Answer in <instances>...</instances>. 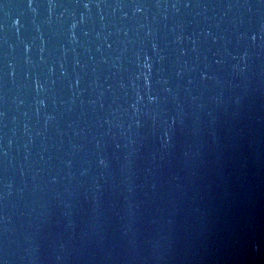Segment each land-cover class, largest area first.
<instances>
[{"label":"water","instance_id":"1","mask_svg":"<svg viewBox=\"0 0 264 264\" xmlns=\"http://www.w3.org/2000/svg\"><path fill=\"white\" fill-rule=\"evenodd\" d=\"M0 264H264V0H0Z\"/></svg>","mask_w":264,"mask_h":264}]
</instances>
